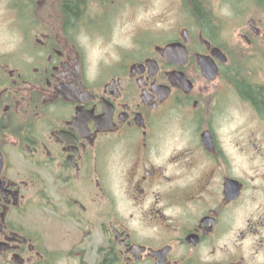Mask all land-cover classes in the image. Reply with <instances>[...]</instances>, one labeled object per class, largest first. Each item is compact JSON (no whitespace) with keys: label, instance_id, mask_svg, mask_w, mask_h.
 Listing matches in <instances>:
<instances>
[{"label":"flooded vegetation","instance_id":"af4514ba","mask_svg":"<svg viewBox=\"0 0 264 264\" xmlns=\"http://www.w3.org/2000/svg\"><path fill=\"white\" fill-rule=\"evenodd\" d=\"M123 1L25 0L0 48V264H264V17L116 42Z\"/></svg>","mask_w":264,"mask_h":264},{"label":"rangeland","instance_id":"374dc122","mask_svg":"<svg viewBox=\"0 0 264 264\" xmlns=\"http://www.w3.org/2000/svg\"><path fill=\"white\" fill-rule=\"evenodd\" d=\"M24 1L25 0H0V48L7 49L10 52L22 46L21 34L23 35L25 28H22L23 24L20 22L18 15L26 14V11L23 9H28L27 4H30V2L25 4ZM230 3L233 4L234 0H213L214 5H219V7L216 8L219 16V20H217L218 24L221 25L224 21L223 29L226 31L225 33L229 34L230 32L233 35L234 45L232 46L241 49L243 44L238 41V33L246 30L242 20L245 18L249 19L252 16L263 18L264 5L258 8H256L257 6L247 4L242 5V7H237ZM179 5H181V0H134L132 5L127 3L126 0L123 1L121 4L122 8L112 27V30L115 32V41L124 42L125 38L128 37L131 32L138 30L153 32L165 31L173 36L179 26L181 12V10L179 12ZM235 7L236 10L234 9ZM239 8L245 11V18L243 19L237 16ZM39 13L40 12H37L36 14ZM243 27L244 30H242ZM258 40L259 43L264 46L261 42V38ZM126 41L128 40L126 39ZM241 51L245 52L242 49ZM92 53V57L97 59L102 51L98 50V47L95 46Z\"/></svg>","mask_w":264,"mask_h":264},{"label":"trees","instance_id":"16d2710c","mask_svg":"<svg viewBox=\"0 0 264 264\" xmlns=\"http://www.w3.org/2000/svg\"><path fill=\"white\" fill-rule=\"evenodd\" d=\"M67 8H68V10L71 12V13H77V6H75V7H72V5L71 4H68L67 5Z\"/></svg>","mask_w":264,"mask_h":264}]
</instances>
